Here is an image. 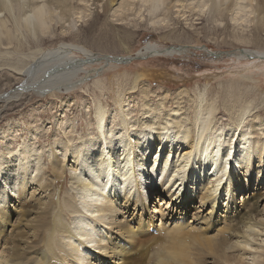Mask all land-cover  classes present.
<instances>
[{"label": "bare ground", "instance_id": "6f19581e", "mask_svg": "<svg viewBox=\"0 0 264 264\" xmlns=\"http://www.w3.org/2000/svg\"><path fill=\"white\" fill-rule=\"evenodd\" d=\"M45 1L61 17L70 11V0H0V12L10 15L15 25L10 31L0 21V38L11 45L17 30L25 31L33 41L45 36L50 17ZM76 1L78 21L85 22L81 7L90 3L96 12L100 7L108 19L110 14V25L121 26L127 34L137 24H129L133 29L122 24L129 17L140 21L144 12L150 15L151 29L166 36L173 34L172 21L200 18L208 10L224 11L232 22L249 23L255 32L264 30V0ZM181 47L163 52L180 54L185 49ZM65 49L59 45L46 51L25 68L26 79L7 96L1 94L0 103L51 89L67 95L89 76L85 67L93 63L86 62L96 59L92 55L75 59ZM156 51L146 47L142 53ZM242 53L264 58L263 53ZM103 60L120 63L124 57ZM85 71V77L76 78ZM143 77L133 74L129 84L130 91L139 90L142 107L138 116L128 111L139 102L130 95L123 98L120 87L125 84L118 80L117 90L109 94L114 104L112 121L100 104L88 106V136L78 144L73 137L76 125H57L64 140L57 139L49 150L51 180L40 178V155L33 146L24 145L18 153L0 134V264H264V238L257 240L264 237L263 110L253 107L254 97L248 95L245 84L237 87L235 82V86L227 85L221 97L222 109L230 119L225 132L222 127H212L216 99L207 98L204 91L187 98L192 102L187 127L188 116L177 102L184 99L185 92L176 94L167 110L161 108V102L149 106L147 89L140 87ZM127 79L129 76L122 81ZM99 84L94 88L99 90ZM101 85V90L107 86ZM253 111L256 116L244 127ZM181 144L187 148L177 157ZM253 167L254 172L258 169L256 180ZM67 168L73 172L71 179L79 197L60 191ZM185 170L186 176H180ZM207 172L215 173L214 177L207 178ZM152 181L160 184L151 188ZM224 196L226 202L221 205Z\"/></svg>", "mask_w": 264, "mask_h": 264}, {"label": "rangeland", "instance_id": "374dc122", "mask_svg": "<svg viewBox=\"0 0 264 264\" xmlns=\"http://www.w3.org/2000/svg\"><path fill=\"white\" fill-rule=\"evenodd\" d=\"M232 1L235 3L244 2L242 0ZM45 2L43 3L45 6L47 5L46 9L50 13H48V17L49 15L50 17L47 21L45 36H40L37 41H33V38L25 31L17 30L11 45H7L3 37L0 38V95L6 93L5 96H7L22 80L26 79L25 68L27 69L28 66L36 62L46 51L53 50L59 45L66 48L65 52L69 57L82 59L87 55H92L96 60L86 62L85 65L93 63L85 67L88 68L89 76L85 77L86 71L77 74L76 78H85L70 89L67 95L62 91L51 89L38 94L28 92L13 96L0 103V134H3L4 140H9L18 153L27 144L36 149L40 155L38 164L41 167L40 173L43 174L39 173V176L42 179L44 177L43 180H51L47 170L49 150L54 147V141L64 140L61 138L62 132L57 125L61 122L76 125L77 132L73 134L75 138L73 139L74 143L78 144L88 136L87 130L90 127L85 113L91 110L89 107L92 108L93 105L100 104L106 112L105 115L112 121L114 104L110 95L113 89L114 92L117 90L118 80L125 84L120 87L123 98L130 95L135 99V102H139V105L135 106L136 108L130 106L128 112H133L136 116L139 115L142 107L139 90H129L133 74H144L140 87L147 89V105L149 106L161 102V108L167 110L175 103L176 94L184 91V96H181L184 99H178L177 102L181 103L182 111L188 116L187 127H189L190 113H192V102L187 101V98H192L198 91H204L207 98L216 99L217 113L212 120V127H220L219 129L222 127L221 130L225 132L230 125V119L222 109L221 97L223 99L224 90L228 86L231 87L233 83H237V87L238 85L243 87L245 84L244 88L246 87L247 91H250L248 95L255 98H253L255 100L253 107L258 105L257 108L263 110L260 113L261 117H264V106H262L264 105V58H250L242 53L243 50H248L254 54H264V30L255 32L252 25L248 26L249 23L232 22L230 14L224 11L217 14V12L208 10L200 18L189 16L186 20L172 21L171 23H174L171 24L173 34L169 33L168 35L167 33L166 36L161 31L155 32L151 29L150 15L144 12L140 21H132L133 17H129L131 20L122 24L130 28L132 24H137L133 32L127 34L128 32L121 26L110 25L108 22L111 21L110 14H108V19L100 7L96 12L90 3L81 7L85 19V22H81L74 14V7H77L76 0L69 1L70 11L64 17L59 15L54 6H48ZM15 11L17 17L18 14ZM245 12L247 16L250 14L248 9ZM192 14L195 15V13L189 15ZM245 20L249 21L248 17ZM0 21H4L10 31L15 30L13 29L15 27L13 19L6 12H0ZM129 24L131 25L129 26ZM174 26L178 29L175 32H173ZM182 45L185 46V49L180 54L168 55L170 53L163 52V50L175 46L182 49ZM146 47H152L157 51L151 55H143L142 50ZM104 57L134 59L127 64H115L113 61L105 62ZM85 60L87 59L85 58ZM126 76L127 78L129 76V79L125 83L122 79ZM97 83H100L101 88V84L107 86L105 89L103 88L104 90L102 89L103 91L101 88L98 90V88H94ZM93 100L96 102H92ZM260 104L262 107L259 106ZM133 113L132 115H134ZM253 116H256L254 111L245 121L244 127L253 120ZM84 134L86 135L84 136ZM183 145L175 156L178 157L180 153H184L187 146ZM254 162L257 163L256 160ZM67 170L64 179L59 184L60 191L79 197L77 186L71 179L73 172L68 168ZM252 170L253 179H258V169L255 167L254 172L253 167ZM236 171L238 175H242V171L240 172L238 167ZM186 174L187 170L180 176L185 177ZM214 175L213 172H207V178L210 176L213 178ZM153 181L151 188L160 184H154ZM261 181L264 182L263 177ZM262 185L264 187V184ZM145 187L149 186L145 184ZM240 195V191L236 193L237 200L240 199ZM220 202L221 205L224 204L226 196ZM262 207H260L261 210ZM263 238L258 237L257 240L263 241ZM258 245H262V242ZM89 250L91 251V249Z\"/></svg>", "mask_w": 264, "mask_h": 264}, {"label": "water", "instance_id": "95a60500", "mask_svg": "<svg viewBox=\"0 0 264 264\" xmlns=\"http://www.w3.org/2000/svg\"><path fill=\"white\" fill-rule=\"evenodd\" d=\"M213 55V54H212ZM117 60V59H116ZM116 60H114L113 62H115ZM131 60H133L132 58H129V59H124V60H122L120 63H118V64H127V63H129ZM117 62H115V64H116Z\"/></svg>", "mask_w": 264, "mask_h": 264}]
</instances>
